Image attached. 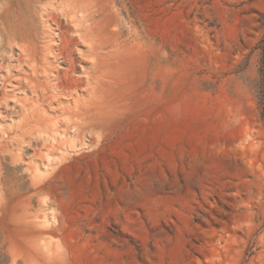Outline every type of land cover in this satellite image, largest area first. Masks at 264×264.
I'll list each match as a JSON object with an SVG mask.
<instances>
[{"label": "rangeland", "instance_id": "374dc122", "mask_svg": "<svg viewBox=\"0 0 264 264\" xmlns=\"http://www.w3.org/2000/svg\"><path fill=\"white\" fill-rule=\"evenodd\" d=\"M0 264H264V0H0Z\"/></svg>", "mask_w": 264, "mask_h": 264}]
</instances>
